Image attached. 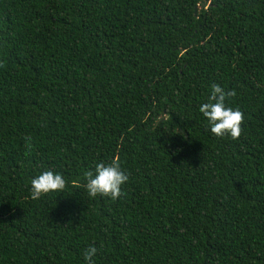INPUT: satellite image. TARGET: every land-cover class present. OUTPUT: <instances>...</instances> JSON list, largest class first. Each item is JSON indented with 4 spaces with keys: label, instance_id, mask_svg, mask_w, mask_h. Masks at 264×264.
<instances>
[{
    "label": "trees",
    "instance_id": "16d2710c",
    "mask_svg": "<svg viewBox=\"0 0 264 264\" xmlns=\"http://www.w3.org/2000/svg\"><path fill=\"white\" fill-rule=\"evenodd\" d=\"M212 85L235 139L198 112ZM114 159L122 195L88 197L76 181ZM49 169L65 189L32 200ZM89 245L92 264H264V0H0V264Z\"/></svg>",
    "mask_w": 264,
    "mask_h": 264
},
{
    "label": "clouds",
    "instance_id": "9594fccd",
    "mask_svg": "<svg viewBox=\"0 0 264 264\" xmlns=\"http://www.w3.org/2000/svg\"><path fill=\"white\" fill-rule=\"evenodd\" d=\"M233 95L231 90H225L219 85H212L210 94L205 102L198 106V112L206 121L209 131L217 137L230 136L235 139L240 134L242 113L233 107L226 106V97ZM30 141V137H26ZM129 179L128 173L117 160L108 163L97 162L93 169L85 171L82 179L76 181L90 198L107 196L116 200L122 195V185ZM66 179L62 173L54 170H43L30 180L29 195L32 200L50 192L62 193ZM98 249L95 245L87 246L83 260L92 264Z\"/></svg>",
    "mask_w": 264,
    "mask_h": 264
}]
</instances>
